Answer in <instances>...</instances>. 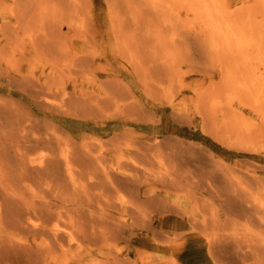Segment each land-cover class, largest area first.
I'll list each match as a JSON object with an SVG mask.
<instances>
[{
	"label": "bare ground",
	"instance_id": "6f19581e",
	"mask_svg": "<svg viewBox=\"0 0 264 264\" xmlns=\"http://www.w3.org/2000/svg\"><path fill=\"white\" fill-rule=\"evenodd\" d=\"M242 8L113 0L135 90L75 50L85 0H0V264H264V167L239 158L264 149V10ZM183 60L222 79L172 120L234 158L144 132Z\"/></svg>",
	"mask_w": 264,
	"mask_h": 264
},
{
	"label": "rangeland",
	"instance_id": "374dc122",
	"mask_svg": "<svg viewBox=\"0 0 264 264\" xmlns=\"http://www.w3.org/2000/svg\"><path fill=\"white\" fill-rule=\"evenodd\" d=\"M112 1L113 0H85L86 5H87V12H89V14H87L88 16L86 15V18L87 19L90 18L91 24L93 25L92 27L94 30V39H93L94 41H92L93 43L92 42L85 43L82 41L78 42L75 44V50L83 51L85 52V54L92 56L94 59V61H92L93 67L97 68L104 78L106 77L107 73L113 76H118L121 80H125V82L131 85L135 90H138L139 87L141 86L140 85L141 82L139 83V79L135 75L133 68L128 64V62L120 54H118V51H117L118 45L116 41L113 40V37H112L113 34L111 31L112 29L111 22L109 20V17H110L109 11H110ZM224 3H225L226 8L228 9L233 8L231 10H234L239 7L240 8L243 7L242 8L243 12H241L242 16L245 15L250 10L248 8H253L252 11L255 10L256 12H259V13H262V11L264 10L262 0L261 1L259 0H228V1L224 0ZM256 3L257 4L260 3V4L256 5ZM102 9L103 10L105 9V10L103 11ZM101 10L103 12H101ZM103 15L105 16V18L102 17ZM183 18L185 20L190 19L184 15H183ZM261 20H262V17H260L256 23L260 22L261 24H263ZM262 28H264V26ZM63 30L64 32H67V29L65 27L63 28ZM101 46H103L104 48ZM185 61L183 62V64L180 63L181 66H178L176 68L177 74H179L183 78L182 81L178 82L175 87L176 92L177 90L180 89L179 93L177 92V95L173 98L172 105L167 104L163 106L161 104V101L155 102L157 105V110L155 109H151V110L156 114L157 120H160L161 122L156 127H153V126L145 127L144 132L147 133L148 135H152L155 132H159L160 136L174 134V136H178L182 140L191 141V142L193 141L194 143L202 144L205 148L207 147L209 151H212L218 157L226 158V157L232 156V158H234V153L227 151V149H224L213 138L203 134V131L201 128V121L198 116L196 117V120L194 123L196 127L193 129H189V130H185L182 125L172 120L171 117L173 113L183 114L185 111L191 115L197 114L198 94L206 92L207 90L210 89V87L212 88L213 86L219 84V82H221V79H222L221 74H219L218 72H216L215 74H211L207 71L204 72V70L201 67H197V66L189 67L187 61L186 62ZM166 94L170 95L168 91ZM139 95H141L142 99L145 102L152 101V99H149L148 97L143 96L140 93ZM235 108H242V106L237 104ZM244 108L245 107H243L242 109L244 110ZM245 109L246 110H244L243 112L245 116L248 118V120L250 119L252 121L253 120L255 121L256 120L255 116H253V114L250 113L249 109L247 108ZM113 126L114 125H111V127ZM263 154H264V149H261L259 152H256V153H247V152L245 153L244 152L242 156H240L239 158H242V160L246 159V160L254 161L256 162L255 164L261 165L264 167V155Z\"/></svg>",
	"mask_w": 264,
	"mask_h": 264
}]
</instances>
